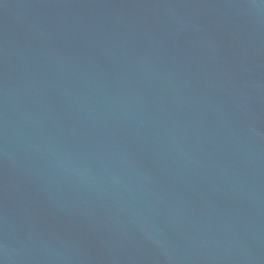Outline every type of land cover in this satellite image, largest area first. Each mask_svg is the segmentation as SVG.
Masks as SVG:
<instances>
[{
	"label": "water",
	"instance_id": "obj_1",
	"mask_svg": "<svg viewBox=\"0 0 264 264\" xmlns=\"http://www.w3.org/2000/svg\"><path fill=\"white\" fill-rule=\"evenodd\" d=\"M0 264H264V0H0Z\"/></svg>",
	"mask_w": 264,
	"mask_h": 264
}]
</instances>
